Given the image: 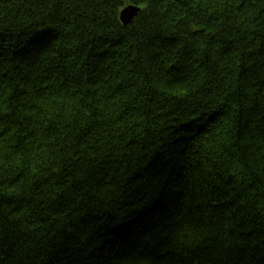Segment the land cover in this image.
I'll use <instances>...</instances> for the list:
<instances>
[{
    "label": "trees",
    "instance_id": "1",
    "mask_svg": "<svg viewBox=\"0 0 264 264\" xmlns=\"http://www.w3.org/2000/svg\"><path fill=\"white\" fill-rule=\"evenodd\" d=\"M0 264H264V0H0Z\"/></svg>",
    "mask_w": 264,
    "mask_h": 264
},
{
    "label": "water",
    "instance_id": "2",
    "mask_svg": "<svg viewBox=\"0 0 264 264\" xmlns=\"http://www.w3.org/2000/svg\"><path fill=\"white\" fill-rule=\"evenodd\" d=\"M140 8L135 5H126L119 14V20L124 25L130 24L134 18L139 14Z\"/></svg>",
    "mask_w": 264,
    "mask_h": 264
}]
</instances>
